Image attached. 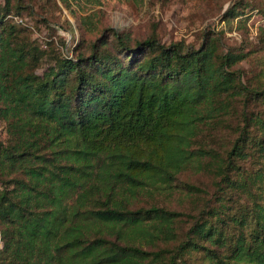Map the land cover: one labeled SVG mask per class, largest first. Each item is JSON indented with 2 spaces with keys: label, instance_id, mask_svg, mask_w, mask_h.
I'll use <instances>...</instances> for the list:
<instances>
[{
  "label": "trees",
  "instance_id": "trees-1",
  "mask_svg": "<svg viewBox=\"0 0 264 264\" xmlns=\"http://www.w3.org/2000/svg\"><path fill=\"white\" fill-rule=\"evenodd\" d=\"M21 1L0 3V264H264V80L245 55L102 31L67 57L7 18ZM186 171L210 186H178ZM178 192L200 210L138 206Z\"/></svg>",
  "mask_w": 264,
  "mask_h": 264
},
{
  "label": "rangeland",
  "instance_id": "rangeland-1",
  "mask_svg": "<svg viewBox=\"0 0 264 264\" xmlns=\"http://www.w3.org/2000/svg\"><path fill=\"white\" fill-rule=\"evenodd\" d=\"M10 2L12 5L16 0ZM20 5L21 11L16 13L12 9L7 18L28 27L31 40L41 47L53 42L63 49L62 42L67 57H73L76 48L92 42L102 31L106 37L115 31L132 40L155 35L166 45L183 42L195 48L202 44L205 34H217L226 49L245 55L235 68L246 80H264V46L259 39L260 30L264 28V0H22ZM232 13L235 15L231 16ZM3 136L4 124L0 122V137ZM244 168L253 170L257 167L247 163ZM187 183L210 186L211 179L186 171L179 176L177 184ZM150 204L177 211L201 206L199 201L191 202L179 192L172 198L145 197L138 206L149 207ZM181 220L176 224L178 231L183 233L190 218L181 217ZM185 264L209 262L203 260L201 253L192 252L186 257Z\"/></svg>",
  "mask_w": 264,
  "mask_h": 264
}]
</instances>
